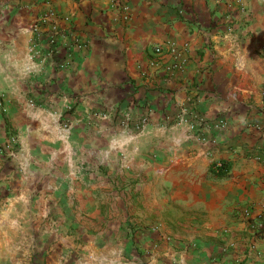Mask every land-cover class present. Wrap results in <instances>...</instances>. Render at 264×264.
Masks as SVG:
<instances>
[{
    "label": "crops",
    "instance_id": "0c3cea01",
    "mask_svg": "<svg viewBox=\"0 0 264 264\" xmlns=\"http://www.w3.org/2000/svg\"><path fill=\"white\" fill-rule=\"evenodd\" d=\"M258 156L264 0H0V264H264Z\"/></svg>",
    "mask_w": 264,
    "mask_h": 264
},
{
    "label": "trees",
    "instance_id": "16d2710c",
    "mask_svg": "<svg viewBox=\"0 0 264 264\" xmlns=\"http://www.w3.org/2000/svg\"><path fill=\"white\" fill-rule=\"evenodd\" d=\"M232 164L229 161L215 162L212 164L210 171L217 178H225L229 176Z\"/></svg>",
    "mask_w": 264,
    "mask_h": 264
},
{
    "label": "built area",
    "instance_id": "2783aa9c",
    "mask_svg": "<svg viewBox=\"0 0 264 264\" xmlns=\"http://www.w3.org/2000/svg\"><path fill=\"white\" fill-rule=\"evenodd\" d=\"M156 51L158 52V53H160V52H162V49L160 48V47H157L156 48ZM128 121H131V118L129 117V120ZM147 123H148V120H147V118H142V119H140V121L136 124V126L141 130V129H144V127L147 125ZM226 126V122L224 121V120H221L218 124H217V127H225ZM13 139H15V138H13ZM258 159L259 160H261V161H263V163H264V158H262L261 156H258ZM257 217L260 219V220H264V216H263V214L261 213V214H259V215H257Z\"/></svg>",
    "mask_w": 264,
    "mask_h": 264
}]
</instances>
